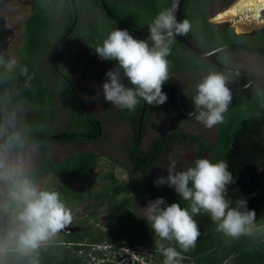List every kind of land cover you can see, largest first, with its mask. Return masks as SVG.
<instances>
[{
  "label": "trees",
  "instance_id": "16d2710c",
  "mask_svg": "<svg viewBox=\"0 0 264 264\" xmlns=\"http://www.w3.org/2000/svg\"><path fill=\"white\" fill-rule=\"evenodd\" d=\"M76 10V20L72 28L70 24L73 18V10L70 0H32V9L24 19V32L22 44L19 49V62L26 65L29 74L32 75L30 87L23 88L24 78L18 79L20 93L28 106V119L40 126L38 138L43 142V148L38 159V176L40 174L57 175L60 172H69L77 168L87 169L96 164L97 154L91 151L71 152L54 162L48 153L47 146L50 144H67L76 141H92L99 139L102 134V124L90 113L86 107H82L73 96L64 80L56 70L62 71L74 68L85 62V59L95 53V46L102 44L103 40L112 31L110 25L105 23L107 16L102 12L99 0H72ZM171 0H135L133 3L124 0H104L108 11L140 28L149 30L148 25L154 17L163 9L169 8ZM234 0H182L178 15L179 21L188 20L191 30L182 35L188 41L194 43L204 51L220 48L221 51L237 49L242 45L252 48H263L264 27L251 32H239L240 29L226 23H213L208 19L210 9L218 5L219 9L228 6ZM63 10L62 24L58 25L54 18L56 10ZM81 10L91 11V19L82 25L78 22V13ZM70 28L69 33L65 32ZM52 33L48 44L46 55L47 64L53 76V80H47L38 70L37 62L44 49L46 32ZM150 31V30H149ZM61 40L65 49H54L52 45ZM77 41L78 50L77 49ZM191 56L181 55L182 50ZM173 55L185 56L183 67L198 68L208 66L201 57L187 50L173 38L171 45ZM183 53V52H182ZM53 54L54 64L50 61ZM176 55V56H177ZM171 65L177 67L179 64L173 56ZM112 69L115 61H108ZM106 70H88L87 78L105 82ZM233 86H241L246 83V78L239 74H232ZM72 84V83H71ZM251 87H242L232 91V102L228 111L224 114V120L217 125L215 139L211 144L199 134L171 131L153 136L145 149L140 146L145 119L153 111L151 106L142 99L133 113L128 109L122 112L131 127V136L125 148V154L131 168L138 173L137 179L130 176L124 182L116 181L111 171L100 174V180H108L109 184L103 188L91 192V190L77 191L63 184L55 183L53 190L59 191L61 199L67 203L71 200L77 202L91 198L97 204H104L107 208L105 220L102 226H94L92 221L96 220L95 213L90 212L85 219L79 220L70 230L61 232L48 248L41 254V264H90L84 261L90 255L103 257V251L97 246L113 244L115 242L144 238L150 241L159 250V245L165 247L173 246L178 251L175 241H161L155 237L154 230L148 224L146 218L134 216L131 211L132 201L150 200L159 193L165 199L166 204L180 203L181 207H188V202L180 198L174 188L164 186L157 191L150 172L156 166L161 153L171 143H194L196 152L189 166L204 154H209L207 159L217 162L230 149L233 141V130L243 120L253 116L264 108V85L258 87L251 93ZM167 92L170 102H176V83L168 80L164 83L162 91ZM194 97V96H193ZM193 97L184 99L180 97L181 107L191 111L194 109ZM81 102V101H80ZM142 118L140 119V113ZM64 115L67 127L57 128L55 123L58 116ZM37 176V177H38ZM255 183L259 187V196L255 205L251 208L256 211V223L264 226V172L255 176ZM128 191V195L117 198L118 194ZM200 228V237L196 246L187 252H182L184 264H264V231L257 232L251 237L231 239L217 231L216 223L210 216L201 213L194 215ZM103 264V262L97 263Z\"/></svg>",
  "mask_w": 264,
  "mask_h": 264
},
{
  "label": "clouds",
  "instance_id": "9594fccd",
  "mask_svg": "<svg viewBox=\"0 0 264 264\" xmlns=\"http://www.w3.org/2000/svg\"><path fill=\"white\" fill-rule=\"evenodd\" d=\"M148 27L147 40L115 28L93 48L102 60L116 62L115 68L105 74L102 93L104 100L117 109L135 110L141 99L151 106L167 101L162 91L169 80L167 57L173 38L187 34L191 24L179 21L174 10L166 8ZM20 77L24 78L23 88L30 87L33 77L28 67L0 54V264H41L42 252L71 225L73 215L59 191L38 181L37 161L43 142L38 138L40 126L28 119V106L18 84ZM196 89L195 119L206 128L222 123L232 102L226 77L210 72ZM177 163L172 160L167 176L157 177L154 184L174 188L188 207L177 202L166 204L163 197H158L149 201L140 215L146 218L155 237L175 241L182 250L160 244L163 264H181L182 252L196 246L201 233L194 215H209L217 231L231 239L264 231L246 200H238L233 206L227 197V187L235 183L227 161L198 158L179 171Z\"/></svg>",
  "mask_w": 264,
  "mask_h": 264
},
{
  "label": "rangeland",
  "instance_id": "374dc122",
  "mask_svg": "<svg viewBox=\"0 0 264 264\" xmlns=\"http://www.w3.org/2000/svg\"><path fill=\"white\" fill-rule=\"evenodd\" d=\"M134 2L135 0H124ZM235 1V0H234ZM232 1V2H234ZM231 4V3H230ZM229 4V5H230ZM228 5V6H229ZM227 7V6H226ZM32 9V0H0V54L5 57L19 58V49L22 44L24 32V19ZM216 5L210 9L209 21L213 23H226L240 29L239 32H250L255 29L264 27V20L261 22L250 21V16L240 15L232 19H220ZM219 11V12H218ZM218 12V13H216ZM63 10L59 7L54 18L58 25L62 24ZM93 12L81 10L79 16V24L82 25L86 20H90ZM247 18V19H246ZM110 25L112 30L115 28L124 29L121 26H116L109 21H105ZM258 23V24H257ZM129 33L136 39L147 40L149 36L141 35L140 33ZM52 38L50 31L46 32L44 41V49L37 62L38 70L44 75L47 80H52L46 62V50ZM151 44V41H149ZM182 50V49H181ZM183 52V50H182ZM181 52V54H183ZM177 55V54H176ZM173 55L171 50L167 59L169 62V72L174 73L185 92L192 86L194 80H201L210 72H214L208 67H202L195 72H187L182 68H172ZM191 56L189 53H185ZM178 56V55H177ZM229 60L242 66H252L256 72L258 84L264 83V58L251 57L234 51L227 56ZM253 63V65H252ZM111 65L102 60L97 55H89L85 62L78 65L72 75V80L78 87L83 98L84 104L90 111L100 120L103 126V131L99 139L92 141H76L67 144H50L47 146L50 158L56 162L62 157L71 152L91 151L97 154L96 164L94 167L87 169L77 168L69 172H60L57 175L40 174L37 178L39 183L49 189H53L55 183L63 184L77 191L91 190L94 192L109 184L108 180H100V174L111 171L116 181L124 182L130 176L137 179L136 173L128 162L125 155V148L128 145V139L131 135V128L125 119L120 117L122 109L113 107L109 102H106L102 93V82L99 80H88L86 73L88 70H110ZM126 84L129 82L124 81ZM259 86V85H258ZM96 97H99L97 99ZM57 128L67 127L66 118L64 115L58 116L55 123ZM215 125L212 128H206L202 123L198 122L195 117L190 120H185L178 116L173 109V106L168 100L155 107L145 121V130L141 139V148H145L149 140L160 133L171 129H177L184 132H199L202 133L208 143H211L215 137ZM233 141L231 147L223 155L221 160L228 163L229 170L232 172L235 183L227 187V197L232 200L233 206L238 200H246L247 207L251 209L259 196V187L255 183V176L264 172V108L247 119L241 121L233 130ZM194 146L189 144H169L165 147L161 160L150 172V177L155 180L159 176H167V168L172 160H176L177 170L186 168L189 161L192 159ZM38 164V161H37ZM165 185L157 186V192ZM128 191L118 194L117 198H122L128 195ZM162 197L159 193L155 198L150 200H134L132 201L131 211L134 216L142 217L144 207L149 201H154L156 198ZM71 209L73 220L71 225L64 231L70 230L79 220L85 219L93 211L96 220L92 221L94 226H102L105 220L107 208L104 204H97L91 198L83 201H75L74 199L66 203ZM62 231V232H64ZM103 251V257L96 258L90 255L84 258V261L90 264H163L164 257L161 255L150 241L144 238L138 239V242H133L132 239H124L113 244H103L97 246ZM184 264V261H181Z\"/></svg>",
  "mask_w": 264,
  "mask_h": 264
},
{
  "label": "flooded vegetation",
  "instance_id": "af4514ba",
  "mask_svg": "<svg viewBox=\"0 0 264 264\" xmlns=\"http://www.w3.org/2000/svg\"><path fill=\"white\" fill-rule=\"evenodd\" d=\"M109 1H113V0H109ZM105 3V2H104ZM107 8V7H106ZM102 10V12L106 15V13H105V11L103 10V8L101 9ZM108 10V9H107ZM223 11H225L224 9L223 10H221L220 12H219V18L220 19H224V20H227V19H232V18H236V17H224L223 15H222V13H223ZM81 12V11H80ZM80 12L78 13V22H79V16H80ZM107 16V15H106ZM114 16V15H113ZM115 17V19H112V18H110V17H108L107 16V21H109V22H111L112 24H114V25H116V26H121V27H123L125 30H128V31H130V32H132V33H140L141 35H146V36H149V35H147V34H145V33H143V32H141V31H138V30H134V29H132V28H130V27H128V26H124V25H122L119 21H122V22H125L127 25H130V26H134V27H138V26H135V25H132V24H130V23H128V22H126V21H124V20H122V19H120V18H118V17H116V16H114ZM75 20H76V18H75ZM106 21V20H105ZM75 23V22H74ZM73 27V26H72ZM71 27V28H72ZM139 29H142V30H146V29H144V28H140V27H138ZM69 29V28H68ZM67 29V30H68ZM261 29V28H260ZM70 30V29H69ZM255 30H259V29H255ZM148 31V30H147ZM252 31H254V30H252ZM235 32V31H234ZM251 32V31H250ZM69 33V31L67 32H65V34L67 35ZM236 33H239V32H236ZM62 37V38H61ZM60 37V39H59V41L57 42V43H54L53 45H52V53H53V51H54V49L55 48H57L58 50H61V49H65L64 48V46H63V44L61 45V40H63V38L65 37V35H62ZM79 42L77 41V49L75 50V52L79 49L78 47V44ZM263 45H264V43H263ZM186 48V47H185ZM187 49V48H186ZM187 50H189V49H187ZM219 50H221L220 48H215V49H212L211 51H208L209 52V56L211 57V59H214L215 61H217V62H219L220 64H222V65H227V66H230V67H234V68H236V69H238V70H240V71H243L245 74H241V73H236V72H231V71H226V70H223V69H221V68H219V67H216V66H214V65H212L211 63H209L207 60H205V59H203V60H205L207 63H208V66H202V67H208V68H210V69H212L214 72H218V73H221V74H223L225 77H226V80H227V83H228V86L229 87H239V86H233V85H231V83L234 81L233 80V77H232V74H239V75H242V76H244L245 78H246V83L245 84H247L248 83V81H249V79H250V83H248V85H247V87H251L252 89H251V93H254L255 92V90L258 88V87H260V86H262V85H264V83H260V84H258V79H257V77H256V72L254 71V68H252V66H250V64H248V66H242V65H239V64H237V63H234V62H232L231 60H229L228 59V55H230V53L231 52H234V51H238V52H241V53H243V54H245V55H247L248 56V58H251V57H257V58H264V47L263 48H250V47H245V46H242V45H240V46H238L237 47V49H232V50H227V51H219ZM190 51V50H189ZM184 53L183 54H185V53H187L185 50L183 51ZM190 52H192V51H190ZM193 53V52H192ZM183 54H181V55H183ZM91 55H97L96 53H94V54H91ZM181 55H178V56H176L175 58L177 59L176 61L178 62V66L177 67H175V69L176 68H182V69H184V70H186L187 72H190V73H192V72H195V71H197L198 69H201L202 67H198V68H189V67H183V65H184V62H185V56H181ZM98 56V55H97ZM186 57H188V55L186 56ZM47 58V57H46ZM50 61H51V63L52 64H54V58H53V54H51L50 55ZM46 62H47V59H46ZM110 64V63H109ZM78 65H80V64H78ZM78 65H76L74 68H70L69 70H63V72L62 71H59V70H56L57 71V73L59 74V76L64 80V82L66 83V85H69V89L71 90V92L73 93V96L79 101V103H80V105H82V103H83V106L82 107H86L89 111H90V109L84 104V101H83V98H82V96H81V94H80V92H79V89H78V87L75 85V83L73 82V80H72V75H73V71H74V69L78 66ZM252 65H253V63H252ZM47 67H48V64H47ZM172 68H174V67H172ZM48 69H49V72H50V74H51V76H52V80H53V74H52V72H51V70H50V68L48 67ZM111 69H112V67H111ZM106 71H108V70H106ZM247 75H249L250 76V78H248L247 77ZM86 77H87V73H86ZM88 79V78H87ZM88 80H96V79H88ZM169 80H172V81H174L175 83H176V102H175V104H173L172 102H170L169 100H168V98H167V100H168V102L173 106V109H174V112L178 115V116H180L181 118H183V119H185V120H190V119H192V118H194L195 117V115H194V113L196 112V110H191V111H188V110H185V109H183L182 107H181V101H180V97L182 98V100H184V99H191L193 96H195V94H196V91H197V89H196V86H197V84L200 82L199 80H194L193 82H192V86L189 88V90L187 91V92H185L184 90H183V88H182V85H181V83L179 82V80H178V78H177V76L174 74V73H172V72H169ZM101 82V81H100ZM72 83V84H71ZM245 84H243V85H245ZM243 85H241V86H243ZM259 85V86H258ZM130 86V85H129ZM246 87V86H245ZM244 88V87H243ZM163 92H165L166 94H167V92L165 91V90H163ZM81 101V102H80ZM142 103L144 104V101L142 100ZM156 107V106H155ZM155 107H154V109H155ZM154 109H153V111L152 112H150V114L151 113H153L154 112ZM123 110L124 109H122V111L120 112V117L122 118V112H123ZM129 111V113H133L134 112V110H128ZM90 113H92L91 111H90ZM93 114V113H92ZM149 114V115H150ZM94 115V114H93ZM148 115V116H149ZM95 116V115H94ZM140 119L142 118V112L140 113ZM148 116L146 117V119H145V121L147 120V118H148ZM95 118L98 120V118L95 116ZM99 122H100V120H98ZM126 121V120H125ZM101 123V122H100ZM128 123V122H127ZM102 124V123H101ZM144 125H145V122H144ZM218 125V124H217ZM131 128V127H130ZM216 128H217V126H216ZM145 130V129H144ZM174 130H176V131H180V130H177V129H171V130H168V131H166V132H171V131H174ZM102 131H103V128H102ZM215 131H216V129H215ZM166 132H163V133H166ZM180 132H183V133H191V134H199V135H201L204 139H205V137L203 136V134L202 133H199V132H184V131H180ZM132 133V132H131ZM143 133H144V131H143ZM160 134H162V133H160ZM159 135V134H158ZM131 136V135H130ZM156 136V135H155ZM142 137H143V135H142ZM142 139V138H141ZM214 139H215V137H214ZM206 140V139H205ZM150 141V140H149ZM207 141V140H206ZM214 141V140H213ZM212 141V142H213ZM211 142V143H212ZM173 143H175V142H171V143H169V144H173ZM208 143V142H207ZM211 143H208V144H211ZM168 144V145H169ZM175 144H179V143H175ZM182 144H185V143H182ZM187 144V143H186ZM189 144V143H188ZM148 145V144H147ZM189 145H192V146H194V153H193V156H192V159L189 161V163H188V165H187V167L189 166V164H190V162L193 160V158H194V155H195V152H196V146H195V144L194 143H191V144H189ZM140 146H141V142H140ZM147 147V146H146ZM145 147V148H146ZM144 148V149H145ZM143 149V148H142ZM163 153V152H162ZM162 153H161V155H162ZM126 155V154H125ZM161 155H160V159H159V161L161 160ZM209 154H204V156H203V158H207V156H208ZM127 158V157H126ZM158 161V162H159ZM157 162V163H158Z\"/></svg>",
  "mask_w": 264,
  "mask_h": 264
},
{
  "label": "water",
  "instance_id": "95a60500",
  "mask_svg": "<svg viewBox=\"0 0 264 264\" xmlns=\"http://www.w3.org/2000/svg\"><path fill=\"white\" fill-rule=\"evenodd\" d=\"M99 2H100L101 7L103 8V10L105 11L106 15L108 17L112 18V19H115V17L107 10L106 5L104 3V0H99ZM181 2H182V0H171L170 1L169 9L174 10L177 19H178V15H179V10H180ZM70 3H71V6H72V10H73V18H72V21H71V24H70V28H71L74 25V22H75L76 10L74 8V4H73V1L72 0H70ZM119 22L122 25H124V26H128V27H130V28H132L134 30H138V31H141V32H143V33H145L147 35H150V31L149 30L148 31L147 30H142V29H139L138 27H134V26L127 25L125 22H122V21H119ZM69 29L67 30V32L69 31ZM174 39L178 43H180L182 46L186 47L187 49H189L190 51H192L194 54H196L197 56H199V57L207 60L209 63H211L212 65H214L216 67H219V68H221L223 70H226V71H231V72L245 74L243 71H240V70H238V69H236L234 67H230V66H227V65H222L219 62L215 61L214 59H211V57L209 56V52L208 51L201 50L194 43H192L191 41H188L182 35L175 36ZM247 77L250 78L249 75H247ZM248 83H250V79H249ZM248 83L245 84V85H243V86H239V87H230V89H231V91H236L239 88H242V87L247 86ZM194 110H196V109L194 108Z\"/></svg>",
  "mask_w": 264,
  "mask_h": 264
},
{
  "label": "bare ground",
  "instance_id": "6f19581e",
  "mask_svg": "<svg viewBox=\"0 0 264 264\" xmlns=\"http://www.w3.org/2000/svg\"><path fill=\"white\" fill-rule=\"evenodd\" d=\"M223 9L225 11H223L222 15L227 18L237 17L240 15H244L246 17L249 15L250 21L252 22H261L264 20V0H235Z\"/></svg>",
  "mask_w": 264,
  "mask_h": 264
}]
</instances>
